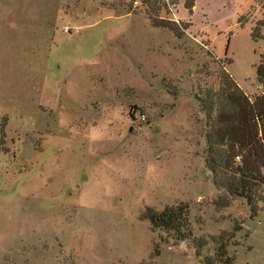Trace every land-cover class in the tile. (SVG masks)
<instances>
[{
	"label": "rangeland",
	"instance_id": "374dc122",
	"mask_svg": "<svg viewBox=\"0 0 264 264\" xmlns=\"http://www.w3.org/2000/svg\"><path fill=\"white\" fill-rule=\"evenodd\" d=\"M187 1L0 0V264H264V186L227 192L199 100L261 92V4ZM179 203L189 238L150 227Z\"/></svg>",
	"mask_w": 264,
	"mask_h": 264
},
{
	"label": "trees",
	"instance_id": "16d2710c",
	"mask_svg": "<svg viewBox=\"0 0 264 264\" xmlns=\"http://www.w3.org/2000/svg\"><path fill=\"white\" fill-rule=\"evenodd\" d=\"M258 1L263 18L251 28L250 37L254 42L264 40L261 33L264 0ZM194 5L195 0H188L185 8L191 13ZM255 74L262 90L253 100L225 70L221 71L219 89L210 91L206 100L199 99L209 119L207 143L212 170L221 174L220 180L231 196L243 197L248 203L258 200L264 186L260 173L264 167V53H259ZM236 157L240 158V163L235 164ZM145 217L152 229L163 230L176 240H184L192 234L186 204L165 206L162 210L148 208ZM230 262L229 259L223 261Z\"/></svg>",
	"mask_w": 264,
	"mask_h": 264
}]
</instances>
